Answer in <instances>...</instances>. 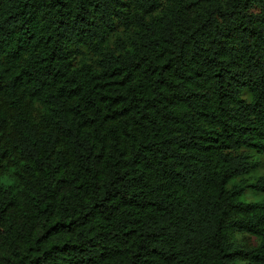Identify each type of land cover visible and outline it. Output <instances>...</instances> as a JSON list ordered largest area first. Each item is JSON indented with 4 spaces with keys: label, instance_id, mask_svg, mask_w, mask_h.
Segmentation results:
<instances>
[{
    "label": "trees",
    "instance_id": "16d2710c",
    "mask_svg": "<svg viewBox=\"0 0 264 264\" xmlns=\"http://www.w3.org/2000/svg\"><path fill=\"white\" fill-rule=\"evenodd\" d=\"M245 150L264 0H0V264H264Z\"/></svg>",
    "mask_w": 264,
    "mask_h": 264
},
{
    "label": "rangeland",
    "instance_id": "374dc122",
    "mask_svg": "<svg viewBox=\"0 0 264 264\" xmlns=\"http://www.w3.org/2000/svg\"><path fill=\"white\" fill-rule=\"evenodd\" d=\"M125 3H130L132 0H123ZM116 33L113 34L109 40H108V48L109 50H114L115 49V44H116V39L118 37V35L120 34V32L122 31V28L119 27L118 25H116L115 28ZM242 152H246L247 154H249L251 156V158L258 164L257 170L252 173L251 175L247 176L246 179L248 180V182L257 180L259 177L264 176V155H258L252 151H242ZM263 199L262 195H256L254 193H251L250 191L246 192V196H245V200L248 202H256V201H260ZM242 242H246L247 244H250L252 246H255L258 244L257 239H255L252 236L249 235H244L242 237H240V239Z\"/></svg>",
    "mask_w": 264,
    "mask_h": 264
}]
</instances>
